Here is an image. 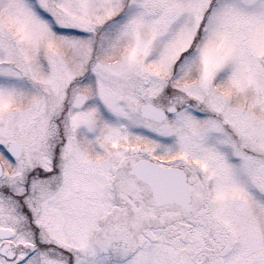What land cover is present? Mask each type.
I'll list each match as a JSON object with an SVG mask.
<instances>
[{
	"label": "snow or ice",
	"instance_id": "6c2138e0",
	"mask_svg": "<svg viewBox=\"0 0 264 264\" xmlns=\"http://www.w3.org/2000/svg\"><path fill=\"white\" fill-rule=\"evenodd\" d=\"M0 264H264V0H0Z\"/></svg>",
	"mask_w": 264,
	"mask_h": 264
}]
</instances>
